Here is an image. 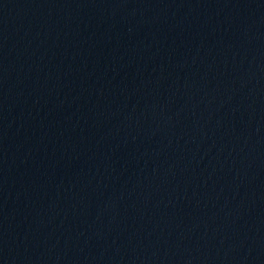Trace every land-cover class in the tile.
<instances>
[{
  "label": "water",
  "instance_id": "water-1",
  "mask_svg": "<svg viewBox=\"0 0 264 264\" xmlns=\"http://www.w3.org/2000/svg\"><path fill=\"white\" fill-rule=\"evenodd\" d=\"M0 264H264V0H0Z\"/></svg>",
  "mask_w": 264,
  "mask_h": 264
}]
</instances>
